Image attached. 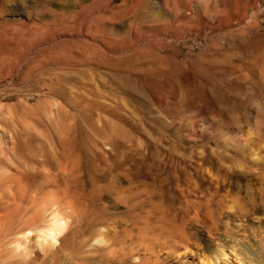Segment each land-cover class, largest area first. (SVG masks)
Returning <instances> with one entry per match:
<instances>
[{"label": "rangeland", "instance_id": "374dc122", "mask_svg": "<svg viewBox=\"0 0 264 264\" xmlns=\"http://www.w3.org/2000/svg\"><path fill=\"white\" fill-rule=\"evenodd\" d=\"M0 172V264L250 249L264 0H0ZM55 213L67 221L47 246ZM22 228L34 261L12 244Z\"/></svg>", "mask_w": 264, "mask_h": 264}, {"label": "bare ground", "instance_id": "6f19581e", "mask_svg": "<svg viewBox=\"0 0 264 264\" xmlns=\"http://www.w3.org/2000/svg\"><path fill=\"white\" fill-rule=\"evenodd\" d=\"M102 18H104V17H102ZM2 166H4V165H2ZM5 168H7V167H5ZM20 170H22V169H20ZM19 175H20V173H19ZM26 176H28V173L26 171H24V172L22 171L21 177L24 178ZM26 188L30 189L31 185L27 183ZM262 204H264V203H262ZM255 207H257V205ZM262 207H264V206L257 208L258 213L261 212V210L263 209ZM53 217H54L52 219L53 221H51L52 223L50 222L51 224H49V226L46 229H44V230L41 229L40 231L42 233H44L45 235H47L48 233H54L57 237H59L61 235V233L63 232V229L66 225L67 220L65 221V218L63 217V215H60L57 213L53 214ZM20 231H21V233H20V235H18L19 237L17 236L18 238H16L12 242V244H14V248L15 249L22 248L23 250H25L23 254L26 257L31 255L29 258H31L32 260H33V258H37V256H39V254H40V251L36 248V245L32 246L33 250H28V248L26 246V239L29 237V233L31 230L27 231L26 229L22 228ZM254 232H255V237L257 238V241L252 244V247L250 249L247 246L241 247L240 250H242V251L239 253V252H237V250H239V249H237L235 245H230V246L229 245H227V246L222 245V246L218 247L214 253H212L211 255H208L207 259H205L204 261H201L198 264H229L230 258L232 257L231 254H234L239 259V262H240L239 264H264V218L262 216L260 217L258 225L255 227ZM100 242H104V239L102 238L100 240ZM48 245L49 244H47V246ZM50 245L54 246L55 244H52L50 242ZM116 263H118V261L114 260V259H110V261L108 262V264H116ZM99 264H105L104 260L101 257H99Z\"/></svg>", "mask_w": 264, "mask_h": 264}, {"label": "clouds", "instance_id": "9594fccd", "mask_svg": "<svg viewBox=\"0 0 264 264\" xmlns=\"http://www.w3.org/2000/svg\"><path fill=\"white\" fill-rule=\"evenodd\" d=\"M40 239L43 240L46 245L50 242L55 245L59 244V238L54 233H48L47 235L42 234ZM133 264H137V262L134 260Z\"/></svg>", "mask_w": 264, "mask_h": 264}]
</instances>
